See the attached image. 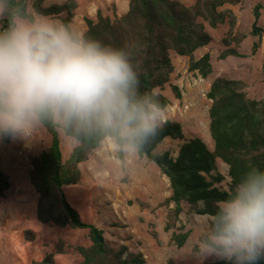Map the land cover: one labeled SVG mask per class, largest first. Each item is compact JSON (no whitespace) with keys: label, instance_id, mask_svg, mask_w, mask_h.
I'll return each mask as SVG.
<instances>
[{"label":"rangeland","instance_id":"1","mask_svg":"<svg viewBox=\"0 0 264 264\" xmlns=\"http://www.w3.org/2000/svg\"><path fill=\"white\" fill-rule=\"evenodd\" d=\"M39 0H28V11L34 10ZM70 0H43V8L62 6ZM192 6L193 0H178ZM71 25L86 33V18L97 21L98 12L112 21L129 12L130 0H77ZM262 5L258 26L264 29V0H242L237 6H226L232 10L236 25L231 32L229 23L206 30L212 37L208 47L195 53V60L205 54L211 55L213 73L203 80L198 73L189 71L190 59L171 52L174 73L164 91L170 105L163 112L161 126L166 121L182 125L184 139H166L156 151L172 153L176 159L180 147L187 141L202 139L211 151L214 141L210 134L209 110L212 102L207 94L218 78L238 80L246 84L248 98L264 102V37L252 34L255 23L254 10ZM63 22L65 14L49 16ZM0 18V31H1ZM241 38L240 44L234 40ZM243 37V38H242ZM225 40L231 41L240 57L220 59L225 50ZM259 49L253 53L255 44ZM177 86L182 100L176 99L172 87ZM64 161L79 145L59 130ZM8 139V140H7ZM52 142L48 131L40 126L27 139L0 138L1 169L8 177L10 190L0 202V264H36L53 255L54 264H78L82 257L76 249L89 247L88 231L45 225L37 219L38 194L30 181L34 160L47 150ZM118 147L112 139L105 140L89 160L79 166L81 179L78 185L65 187L64 192L71 206L78 211L85 223L92 224L105 233L107 243L119 251L126 248L128 254H142L146 264H216L214 255H198V243L212 229L213 218L200 216L187 203L182 204L180 222L171 231L166 226L171 222L174 204H166L172 196L169 179L160 168L140 158L137 151H125L124 160L118 159ZM218 172L225 177L220 185L229 191L231 179L229 167L217 161ZM190 233L185 246L177 248L172 235Z\"/></svg>","mask_w":264,"mask_h":264},{"label":"trees","instance_id":"2","mask_svg":"<svg viewBox=\"0 0 264 264\" xmlns=\"http://www.w3.org/2000/svg\"><path fill=\"white\" fill-rule=\"evenodd\" d=\"M28 0H19L22 8L28 10ZM77 0H70L62 6L43 8V0L34 4V10L48 16L66 15L63 22L71 24ZM187 6L178 0H130L129 12L112 21L98 12L97 21L85 19L86 35L104 44L123 48L129 55L134 68L138 69L141 93L149 92L155 96L161 107L166 110L170 101L158 91H164L170 83L174 66L171 52L190 59L189 71L198 73L206 80L213 73L211 55L205 54L195 60V53L208 47L212 37L206 30V24L212 29L229 23L231 32L236 25V16L232 10H222L226 6H237L242 0H193ZM262 5L254 10L255 23L252 34L263 38L264 29L258 26ZM1 31L6 29V18H2ZM243 38V37H242ZM242 40L241 38H239ZM237 37L234 40L240 44ZM231 41L225 40V50L221 60L240 57L236 48H230ZM253 47V53L259 49ZM246 84L238 80L216 79L207 94L212 102L209 110L210 134L214 141V151L199 138L185 142L176 159L170 151L160 155L156 151L166 139L183 140L184 133L180 123L166 121L159 129L157 137L149 138L138 150L140 158H146L156 164L169 179L172 196L166 204H174L170 214L171 222L166 231L180 222L183 213L182 204L187 203L197 215L214 219L218 202L225 195L234 192L237 182L250 166L264 170V102L252 100L245 93ZM177 100L182 94L177 86L172 87ZM52 137L50 147L34 160L30 181L38 194L37 219L45 225L60 228L88 231L91 241L89 247H78L76 251L82 257L78 264H146L142 254H128L124 247L116 251L107 243L105 233L98 227L85 223L80 214L69 203L64 192L65 187L76 186L81 179L79 166L89 160L91 154L101 144L111 139L101 132L84 133L74 127H62L52 121L42 125ZM75 140L79 145L67 161H64L59 130ZM8 140V139H7ZM118 159L124 160V152L118 142ZM229 167L230 190L220 185L225 177L218 172L217 161ZM10 190L8 177L0 163V202ZM213 227V223H212ZM190 233L172 235V242L183 248ZM207 236H203L201 240ZM36 264H54L53 255ZM216 264H225L219 261ZM264 264V261H261Z\"/></svg>","mask_w":264,"mask_h":264},{"label":"clouds","instance_id":"3","mask_svg":"<svg viewBox=\"0 0 264 264\" xmlns=\"http://www.w3.org/2000/svg\"><path fill=\"white\" fill-rule=\"evenodd\" d=\"M0 138L27 139L45 121L101 132L125 151L157 137L164 109L140 92L138 69L123 48L102 43L73 25L19 0H0ZM213 213L198 255L225 264L264 261V170L250 166Z\"/></svg>","mask_w":264,"mask_h":264}]
</instances>
